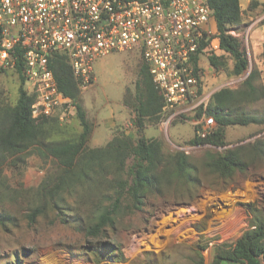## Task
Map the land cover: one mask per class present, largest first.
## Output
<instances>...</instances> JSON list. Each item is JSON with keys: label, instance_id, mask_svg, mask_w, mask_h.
Listing matches in <instances>:
<instances>
[{"label": "rangeland", "instance_id": "rangeland-1", "mask_svg": "<svg viewBox=\"0 0 264 264\" xmlns=\"http://www.w3.org/2000/svg\"><path fill=\"white\" fill-rule=\"evenodd\" d=\"M241 38L248 52L247 72L258 69L255 84L264 89L263 57L253 53L250 39ZM210 53L216 54L215 49L202 56L206 88L215 92L241 87L246 76L231 75L232 59L225 55L227 66L214 69ZM142 64L139 50L113 52L94 61L96 80L81 88L82 105L94 127L89 146L105 145L119 131L136 133L131 121L133 108L125 99L135 100ZM20 85L15 71L0 72V110L17 103ZM260 95L242 106L247 113L264 117V94ZM194 117L175 120L168 132L150 124L144 134L161 138L167 154L187 153L197 179L164 177L161 190L147 191L140 209L125 208L115 225L106 227L99 237H87L79 230L75 221L80 216L87 218L92 200L76 207L80 197L74 194L66 198L67 206L73 209L66 210L63 218L46 209L31 223L30 206L40 203L38 188L47 174L58 171V162L53 157L25 153L26 161L18 167L12 165L17 155L10 157L0 165L4 182L0 185V218L6 222L5 226L0 223V264L17 260L21 264H204L220 246L235 242L252 218L247 204L264 206V123L226 127V145L204 143L189 148V140L195 137ZM54 118L59 131L55 138L75 136L82 130L77 105L66 119ZM229 150L238 151L247 167L224 178L206 163L211 156Z\"/></svg>", "mask_w": 264, "mask_h": 264}, {"label": "trees", "instance_id": "trees-1", "mask_svg": "<svg viewBox=\"0 0 264 264\" xmlns=\"http://www.w3.org/2000/svg\"><path fill=\"white\" fill-rule=\"evenodd\" d=\"M208 4L217 22L222 49V54L210 53L209 62L214 69H221L227 66L225 58L229 56L233 61L231 75L244 76L249 68L248 52L243 39L231 33L232 29H238L242 24L240 0H208ZM207 45L203 43L201 50ZM210 50L207 48L204 53ZM262 57L264 59V46ZM22 67L23 61L18 58L16 68L12 70L18 73L21 80L17 103L0 110V165L17 155L12 165L22 166L26 161L25 153L53 157L58 162V171L47 174L38 188L40 203L30 206L28 218L31 223L46 209L53 210L57 218H63L66 210L73 209L67 206L66 198L74 194L80 197L76 199V207L92 200V210L87 218L80 216L75 221L79 230L87 237H99L105 233L106 227L115 225L125 208L140 209L147 191L161 190L164 177L174 175L188 181L197 179L193 176L195 167L187 153L178 151L167 154L161 138L144 134L146 126L159 125L164 106L163 95L155 86L149 65L144 60L136 83L135 100L130 102L125 99V103L133 108L131 121L136 133L119 131L105 145L93 147L88 145L93 123L82 105L81 88L66 55L55 54L51 59V67L60 91L77 103V117L82 130L75 136L55 138L59 131L52 121L56 118L32 116L34 96L24 87ZM259 76L260 71L253 69L246 75L241 87L215 91L206 113L214 117L217 126L207 137L195 136L189 143L223 146L226 145V127L264 123V117L249 114L242 106L256 100L259 94H264V89L255 84ZM206 164L224 178L247 167L239 152L232 150L211 156ZM3 183L0 179V185ZM247 207L252 214L249 227L235 242L219 247L213 264L224 261L264 264V206L249 203ZM0 223L3 226L6 224L3 218H0ZM14 264L21 262L17 260Z\"/></svg>", "mask_w": 264, "mask_h": 264}, {"label": "built area", "instance_id": "built-area-1", "mask_svg": "<svg viewBox=\"0 0 264 264\" xmlns=\"http://www.w3.org/2000/svg\"><path fill=\"white\" fill-rule=\"evenodd\" d=\"M213 20L208 0H0V72L21 58L32 116L64 120L77 103L57 85L55 54L66 55L82 88L96 80L97 58L139 50L163 95L159 126L168 132L175 120L196 116L195 136L205 138L217 126L206 113L214 91L206 88L202 62L207 48L222 51ZM231 33L250 39L249 29Z\"/></svg>", "mask_w": 264, "mask_h": 264}, {"label": "crops", "instance_id": "crops-1", "mask_svg": "<svg viewBox=\"0 0 264 264\" xmlns=\"http://www.w3.org/2000/svg\"><path fill=\"white\" fill-rule=\"evenodd\" d=\"M240 3L243 11V20L238 29L244 28L245 30H250V41L252 42L253 53L257 54V56L258 54L262 55L264 46V0H240ZM211 25L213 31L218 33L215 17ZM245 30L243 32H245ZM262 61L264 62L263 58ZM213 261L214 257L206 260L204 264H213ZM221 264L238 263L224 261Z\"/></svg>", "mask_w": 264, "mask_h": 264}]
</instances>
